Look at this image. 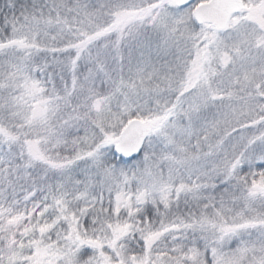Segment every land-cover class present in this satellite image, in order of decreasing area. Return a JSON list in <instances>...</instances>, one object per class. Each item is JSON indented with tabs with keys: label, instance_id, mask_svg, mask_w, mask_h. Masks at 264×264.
<instances>
[{
	"label": "snow or ice",
	"instance_id": "obj_1",
	"mask_svg": "<svg viewBox=\"0 0 264 264\" xmlns=\"http://www.w3.org/2000/svg\"><path fill=\"white\" fill-rule=\"evenodd\" d=\"M0 264H264V0H0Z\"/></svg>",
	"mask_w": 264,
	"mask_h": 264
}]
</instances>
